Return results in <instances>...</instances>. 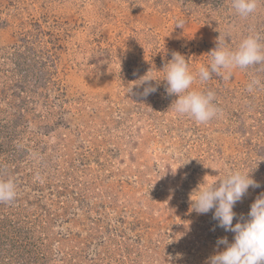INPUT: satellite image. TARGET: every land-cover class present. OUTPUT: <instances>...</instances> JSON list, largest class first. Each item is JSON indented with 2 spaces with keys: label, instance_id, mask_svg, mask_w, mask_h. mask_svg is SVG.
<instances>
[{
  "label": "rangeland",
  "instance_id": "374dc122",
  "mask_svg": "<svg viewBox=\"0 0 264 264\" xmlns=\"http://www.w3.org/2000/svg\"><path fill=\"white\" fill-rule=\"evenodd\" d=\"M219 35L231 50L249 35L264 45V0L247 18L232 0H0V131L25 151L0 157L17 188L0 203V264H205L233 242L189 197L250 172L260 187L235 224L264 193V64L193 83L215 93L206 124L170 108L157 72L174 52L193 74L207 67ZM148 71L156 81L137 84Z\"/></svg>",
  "mask_w": 264,
  "mask_h": 264
},
{
  "label": "clouds",
  "instance_id": "9594fccd",
  "mask_svg": "<svg viewBox=\"0 0 264 264\" xmlns=\"http://www.w3.org/2000/svg\"><path fill=\"white\" fill-rule=\"evenodd\" d=\"M258 0H232V9L241 18H247L257 9ZM176 27L183 28L184 22L177 21ZM226 38V37H225ZM225 38L218 36L216 47L207 54L210 61L207 67L201 66L196 73L189 71L185 57L174 52L162 71L167 84L166 92L177 99L170 108L179 116H188L199 124H206L216 118L220 112L215 103V93L192 90L196 80L209 81L213 75L229 80L234 69H247L264 64V45L258 36L244 38L235 50L227 46ZM149 71L137 84L145 85L156 81L148 76ZM261 86V81L253 77L247 85V91L253 92ZM151 85L144 87L142 96L147 97L156 91ZM131 91V89H130ZM129 91V92H130ZM258 188L260 184L249 173L231 171L223 178L209 183L204 178L190 194V211L198 215L212 212L216 227L225 232L234 233L233 242L227 237L219 238L217 246L224 245V250L208 258L205 264H264V193H261L250 206L247 219L233 224L237 213L233 211L237 202L248 193L249 188ZM17 197L16 184L12 180H0V203H11Z\"/></svg>",
  "mask_w": 264,
  "mask_h": 264
},
{
  "label": "trees",
  "instance_id": "16d2710c",
  "mask_svg": "<svg viewBox=\"0 0 264 264\" xmlns=\"http://www.w3.org/2000/svg\"><path fill=\"white\" fill-rule=\"evenodd\" d=\"M0 136H2V138L3 139H5L7 142V144L4 146V150H1L0 149V157H2L3 156V158H5V160H7V161H11V162H13L14 160H9V159H13L12 158V155L10 154H8V155H6L7 153H15V152H21V153H25V151L23 150V151H18V149H16V148H11L10 150H9V133L8 132H1L0 131ZM19 145V148L21 149V147H20V144H18ZM4 156H8V157H4ZM3 160V159H2ZM2 204H4V203H1V205ZM4 208H9V203H5L4 204ZM3 209V208H2ZM14 223H16V220H14ZM19 248V247H18Z\"/></svg>",
  "mask_w": 264,
  "mask_h": 264
}]
</instances>
